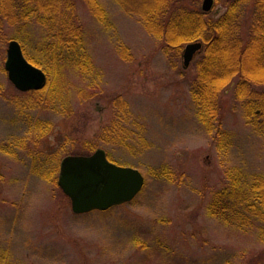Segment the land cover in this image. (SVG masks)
I'll list each match as a JSON object with an SVG mask.
<instances>
[{"label": "rangeland", "instance_id": "obj_1", "mask_svg": "<svg viewBox=\"0 0 264 264\" xmlns=\"http://www.w3.org/2000/svg\"><path fill=\"white\" fill-rule=\"evenodd\" d=\"M97 1L104 25L90 11L92 0L34 1L50 9L47 22L63 14L64 22L82 26L93 65L90 75L68 66L43 72L47 101L40 104L2 70L11 40L48 64L39 49L53 29L40 26L38 14L25 32L0 17V254L8 264H264L254 231L208 215L213 193L229 175L238 172L245 182L264 177V131L246 123L234 96L237 79L220 97L219 124L230 141L218 149L189 96L202 53L184 68L187 44L172 58L128 6ZM230 1L213 0L208 16H222ZM243 56L244 70L252 69L245 72L259 69L263 79L258 56L249 49ZM256 90L261 94L262 87ZM113 121L129 138L102 145L97 138ZM97 149L111 163L137 169L144 185L129 203L74 214L57 185L59 163ZM164 165L168 181L153 172Z\"/></svg>", "mask_w": 264, "mask_h": 264}, {"label": "trees", "instance_id": "obj_2", "mask_svg": "<svg viewBox=\"0 0 264 264\" xmlns=\"http://www.w3.org/2000/svg\"><path fill=\"white\" fill-rule=\"evenodd\" d=\"M10 1L7 4L1 0L0 17L14 25L18 32H25L36 14L39 16L36 19L40 26L53 29L52 41L41 43L43 47L39 49L48 64L29 55L24 43L22 44L23 55L29 63L46 74L54 69L58 73L64 66L82 75L93 72L83 40L84 30L77 21L64 22L61 14L56 22L49 23L47 17L50 9L46 4L34 2L35 0ZM114 1L120 6H128L129 11L136 13L146 31L163 44L165 54L172 52L169 53L172 58L179 55L175 54L184 44H201V49L196 54H202L193 64L196 75L190 83L189 96L198 122L216 141L218 149H224V143L230 141V136L226 137V132L219 124L223 107L220 97L225 89L231 87L235 78L234 96L242 105L246 123L259 132L264 131V78H259L262 76L259 69L248 73L245 70L251 68L244 70L243 67V54L247 49L258 56L256 67H264L263 0H231L225 13L215 19L210 18L208 12L197 8V0ZM91 5L92 15L104 25L106 12L97 0H92ZM173 68L176 69L175 65ZM2 72L5 73L4 68ZM257 87H262L261 94L256 90ZM28 93L37 104L47 101L43 97L46 93L43 90ZM127 138L129 137L125 136L123 126L113 121L101 130L97 139L102 145L108 146L117 141L126 142ZM107 158L109 159L108 156ZM168 171L169 168L164 165L153 172L168 181ZM234 173L229 175L222 189L213 193L208 215L225 226L240 231H254L258 242L264 245V177L256 176L245 182L238 172ZM0 264H8L1 254Z\"/></svg>", "mask_w": 264, "mask_h": 264}, {"label": "water", "instance_id": "obj_3", "mask_svg": "<svg viewBox=\"0 0 264 264\" xmlns=\"http://www.w3.org/2000/svg\"><path fill=\"white\" fill-rule=\"evenodd\" d=\"M212 4L213 0H203L201 10L209 12ZM200 48L199 42L184 47V68ZM3 67L8 81L19 92L40 91L46 85L43 71L24 58L15 40L8 43ZM57 185L69 198L72 212L84 214L129 203L141 191L144 178L137 169L111 163L105 152L97 149L89 156L64 157L59 164Z\"/></svg>", "mask_w": 264, "mask_h": 264}]
</instances>
